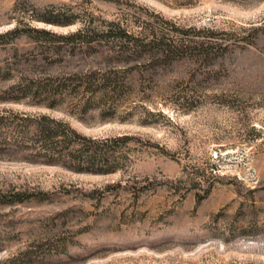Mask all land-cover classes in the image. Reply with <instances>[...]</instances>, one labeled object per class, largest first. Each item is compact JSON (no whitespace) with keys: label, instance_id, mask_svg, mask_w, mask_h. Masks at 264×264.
<instances>
[{"label":"rangeland","instance_id":"374dc122","mask_svg":"<svg viewBox=\"0 0 264 264\" xmlns=\"http://www.w3.org/2000/svg\"><path fill=\"white\" fill-rule=\"evenodd\" d=\"M82 19H118L138 39L112 62L128 79L110 112L0 107L127 134L113 152L123 164L94 173L0 155V264H264V0H0V32L65 34ZM36 38L0 45V67L18 69ZM50 61L52 73L73 67Z\"/></svg>","mask_w":264,"mask_h":264},{"label":"trees","instance_id":"16d2710c","mask_svg":"<svg viewBox=\"0 0 264 264\" xmlns=\"http://www.w3.org/2000/svg\"><path fill=\"white\" fill-rule=\"evenodd\" d=\"M91 20L82 19L78 28L65 34L18 25L0 32V45L22 36L36 38L34 35L48 36L52 42H58L50 45L44 42L50 39L36 38L40 41L36 49L20 52L22 57L17 53L14 64L18 69L9 65L0 67V80L8 81L0 88V103L57 109L78 119L93 109H98L102 115L110 112L114 96L128 79V75L117 70L112 62H126V58L134 53L138 39L118 19H102L106 25H97ZM52 52L60 56L65 66L73 67L54 73L48 71L52 65ZM77 54H95L105 64L81 67L70 62ZM38 57L44 60L39 71L35 69ZM24 62L32 67H24ZM128 137L127 134L86 135L68 120L48 111L0 107V155H19L72 171L105 173L122 166L125 155L114 156L113 152Z\"/></svg>","mask_w":264,"mask_h":264}]
</instances>
